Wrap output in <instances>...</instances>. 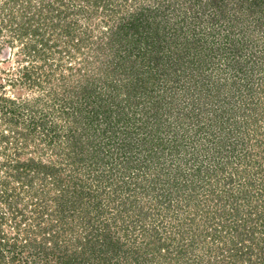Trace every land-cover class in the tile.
Returning <instances> with one entry per match:
<instances>
[{"label": "trees", "instance_id": "1", "mask_svg": "<svg viewBox=\"0 0 264 264\" xmlns=\"http://www.w3.org/2000/svg\"><path fill=\"white\" fill-rule=\"evenodd\" d=\"M3 1L9 7L2 4L0 14L9 13L8 22L21 19L15 28L20 31L22 47L19 54L22 61L28 62L30 58L32 63L29 65L32 68L30 71L29 66L24 67L26 71L22 80L31 86L39 85L45 82L41 79L45 75L47 81L55 83L58 73L60 83L57 87L61 90L58 93L50 90L46 94L49 98L36 94L17 99L0 93V264H122L119 259L126 243L121 242L120 247L110 244L111 233L101 237L97 232L93 246L84 250V254L62 247L60 237L66 228H70V225L65 226L67 218L71 215L70 211H74L80 197L79 189L74 187L70 190L66 181L69 180L75 186L78 179L75 172L82 171L88 177H94L99 190H107V194L111 196L110 203L121 208L127 204L126 201L133 202L132 197L122 196L118 187L111 191L112 181L108 175L117 172L115 181L121 187H129L130 191L134 189L131 185L134 183L133 174L128 173L133 167L139 166L138 163H133L139 160V152L134 149L149 150L151 156H155L158 153L154 149L159 145L157 142L163 141L161 127L171 128L170 122L169 125L163 121H159L154 127L150 125L162 118L164 113L160 102L165 99L161 95L166 93L165 105L173 98L169 85L172 70L165 64L169 60L164 58V55L171 53L166 51L167 48H170L173 39L178 42L177 49L180 51L176 57L182 62L176 64L183 71L190 67L187 62L189 50L196 43V52L191 58L194 63L199 64L203 60L196 59L198 54L207 49L201 43L202 35H205V31L212 32V26L218 21L227 19L229 27H236V31L225 34L222 49L225 48L227 53H222L219 57H224L233 65H246L247 57L259 46L257 42H260V38L264 37V0H197L193 6L196 8L201 4L200 7L207 8L205 12L209 11L212 25L199 28L200 33L196 31L197 27H193L194 35H190L192 32L188 26L178 33H183L185 39L176 37L175 34H166L164 31H170L168 20L154 22L153 19L158 15L154 14V9L148 8L144 12L133 8L136 12H130L128 20L119 19L117 25L106 27L104 32L108 34L106 37L109 40L103 42V45L112 48L117 46V56L126 58L125 61L132 57L138 58V68L143 76L121 83L107 77L102 84L95 82L93 78L88 79L91 74L87 69L84 70L93 60L98 61L97 57L92 56L100 46V42L96 44L94 29L82 19L74 18L72 21L70 15L77 7H83L92 11L104 10L115 16L121 11V4H115V0ZM231 9L236 14L230 13ZM62 12L66 14L63 16ZM81 25L84 26L83 29ZM5 26L6 21L1 20L0 30ZM185 27L180 25L173 29L177 33ZM158 31L164 34L158 35ZM165 51L167 53H163ZM160 52L162 53L159 54ZM84 53L87 56L85 59L79 56ZM66 56L68 60L64 64ZM202 57L208 59L205 55ZM261 64L263 66L260 67L264 69V61ZM34 67L36 73L44 67L48 72L42 71L34 77ZM178 74L182 76L181 73ZM86 80H89L87 84ZM255 82L257 86L254 85ZM122 89L124 90L121 92ZM246 90L251 97L257 96L258 92L259 95L264 94V83L256 76L254 80L247 81ZM223 93L230 94L229 91ZM168 97L171 99L168 100ZM140 98L146 103L144 106L136 104L140 107L139 116L135 118L136 127L132 128L133 125L129 126L132 118L130 107L134 100L139 101ZM48 99L51 101L48 102ZM257 102L249 105H254L253 113L246 114L245 120L241 122L238 118L235 120L234 111L227 112L236 125L232 130L230 127L227 131L222 125V130L228 136L235 134L232 138L233 154L238 161L228 162L231 165L229 170L222 168L226 170L223 173L226 185L218 181V193L215 196L218 201L228 203L223 212L231 221L223 226L221 234L224 231V235L217 240L220 243L215 248L221 251L213 257L212 254L206 255L205 259L202 257L201 264H264V131H261L260 122V118L264 116V104ZM158 106L160 109L152 110ZM235 128L237 133L233 131ZM229 157L232 159L231 154ZM238 164L246 166L245 169ZM241 171L248 177L241 179ZM150 179L141 178V184L146 182L145 186L154 187L160 178L152 176ZM88 189V185H83L81 193L90 194ZM87 203H82L81 208H85ZM30 206L31 213L28 209ZM214 228L217 230V227ZM108 230L111 231V227ZM213 237L215 239V235ZM196 239L194 237L193 242L198 241ZM179 246L181 252L188 247L183 243ZM88 250L86 254L85 251ZM133 260L136 263L138 261L136 257Z\"/></svg>", "mask_w": 264, "mask_h": 264}, {"label": "rangeland", "instance_id": "2", "mask_svg": "<svg viewBox=\"0 0 264 264\" xmlns=\"http://www.w3.org/2000/svg\"><path fill=\"white\" fill-rule=\"evenodd\" d=\"M124 1H114L115 4L122 5L120 7L121 11L115 16L104 10L95 11L93 9L92 11L83 7H77L70 15L72 21L77 18L82 19L86 24L89 23L91 28L94 29V34H96V44L100 42L99 50L92 55L97 57L98 61L94 62L93 60L87 66L88 68H84L92 76L88 79L93 78L95 82L100 84L104 83L107 77L121 83L129 79L137 80L142 75L138 68L140 64L138 58L132 57V59L125 61L126 58L120 57L121 55L117 56L115 50L117 46L112 48L109 45H103V42L109 40L106 37L108 34L104 32L107 29L106 27L117 25L119 19L128 20L130 12L135 11L134 9L144 12L148 8L154 9L156 11L154 14L158 13L157 17L155 16V19H153L154 22L163 19L168 20L170 31L164 32L168 35L175 34L174 36H179L182 39H185V35L183 33L178 35V33L184 31L188 26H190L192 32L190 35H194L193 27H197L196 31L199 32V28L202 29V27L206 28L212 25V21L208 16L209 11L205 12L207 8L200 7L201 4H198L196 8L193 6L197 0ZM2 4L4 5V1L0 0V8ZM4 6L9 7V5ZM128 8L134 9L126 10ZM147 13H150V11ZM230 13L235 12L231 9ZM7 14L6 12L0 14V22L5 20L7 24L3 30H0V93L3 92L17 99L36 94H42L44 97L49 98L50 96H46V94L50 90L58 93L57 91L61 90L57 87L60 83L58 73L55 83L47 81L48 78L45 75L41 76V79L45 82L39 85L31 86L28 82L22 80L26 71L24 67H28L32 63L30 58L28 62L22 61L19 54L22 47L19 38L20 31H16L15 28L19 25L21 19L8 22L10 14ZM65 14V12H62L63 16ZM226 20L218 21L212 26L214 29L212 32L205 31V35H202L203 40L201 43L207 49L201 51L196 59L203 60V62L198 64L192 61L191 57H194L196 52V43L192 44V47L190 46V50L187 44L189 69L184 68L182 71L177 68L176 62L181 63L182 61L176 57L180 51L179 48L177 49L178 42L176 40L173 39L172 45L167 48V52H174L173 54L164 55V58L169 60L165 64L172 70L169 85L171 93L173 92V98L171 102L169 101L165 105L166 93L161 95L165 99L160 102V104H163L164 113L162 118H159L156 123L151 122L150 125L154 127L159 124V121L160 123L163 121L166 125H169L170 122L172 124L171 128L161 127L163 141L159 140L157 142L159 145H156L154 149H157L158 153L155 156H151L149 150L134 149L139 152V160L133 161V163L143 166L139 167L137 165L128 171V173L133 174L134 183L131 185L134 189L130 191L127 186L121 187L115 181L116 176H118L117 172L108 175L111 176L110 181H112V184H110V187H113L111 191L118 187L119 192L122 193L121 195L132 197L133 202L126 201L127 204H124L121 208L117 204L110 203L111 196L107 194V190L105 191L104 188L99 190L94 177H88L85 172H75V177H78L75 186L66 179V186L69 185L70 190L74 187L79 189L80 197L76 201L74 211H70L71 215L67 218L65 226L70 225V228H66L60 237L64 249L77 250L79 254H84V250L93 246V241L96 240V233L98 232L101 237L111 233L110 244L114 243L120 247L121 242L126 243L119 259L122 264H166V261L174 264H201L202 257L205 259L206 255L210 254L213 257L221 251L215 246L217 247V244L220 243L217 240L222 239V235H224V231L221 234L223 226L228 225L231 219L225 216L223 212V208L228 203L218 201L215 195L218 193L219 182L226 185L223 175L226 170L222 168L225 167L229 170L231 165L227 163L238 161L233 154L234 143L232 138L235 134L232 135L231 133L228 136V133L224 129L222 130V125L226 127L227 131L230 127L232 130L236 126L232 121L233 118L227 112L234 111L235 120L238 118L241 122L245 120L246 114L251 115L253 113L252 108L254 105L249 106L251 103L258 101L257 103L264 104V99H262L264 94L259 95L258 92L256 93L257 96L251 97L249 91L246 90L247 81L249 79L254 80L256 76L260 77L264 83V69L261 68L263 66L261 61H264V37L260 38V42H257L259 46H256L254 52L247 57L248 63L246 65L230 64L224 57H219L222 53H227L225 48L222 49V40L225 38V34L236 31V27H229ZM180 25L186 27L179 29L177 33L174 32L175 27ZM80 27L81 29L84 28L82 25ZM164 32L158 31V35L164 34ZM197 45H200V43ZM211 47L213 51L210 50ZM166 51L163 53H167ZM202 55L207 56L208 59L203 58ZM79 56L83 59L87 57L85 53ZM145 58L148 60V55ZM67 60L68 57L66 56L64 64ZM72 63H75L74 60ZM134 66L136 68H133ZM31 69L29 66L28 70ZM45 70L44 67L42 71ZM42 71L38 70V73H36L34 67L32 75L37 77ZM47 72L48 70H46ZM253 72H255L254 75ZM178 73H181L182 76H179ZM12 79L16 83H12ZM88 81L86 80V84ZM254 85L257 86L256 82ZM224 91L226 93L229 91L230 94L225 95ZM169 99L171 97H168ZM217 100L218 102H216ZM50 101L51 99H48V102ZM145 103L142 98L139 101L134 100L132 102L130 127L135 126V118L139 116L138 110L140 107H137L136 104L144 106ZM223 107L233 109L228 108L224 112ZM246 108H249V110H246ZM158 109H160L159 106L152 110L157 111ZM154 120H156V116ZM260 120L261 131H264V116ZM150 125L148 128H150ZM212 130L214 132H211ZM236 130L237 128L233 131L237 133ZM154 132H156L155 129ZM229 154L232 155V159H230ZM242 162L245 163V161ZM238 165L243 170L246 167L242 164ZM68 168L72 169L71 166H68ZM115 170H117V167ZM242 171L239 173L241 179L248 177L246 174H242ZM234 173L238 174L236 171ZM152 176L160 178L154 187L151 185H149L150 187L145 186L147 185L146 182V184H141V178L151 180ZM87 182L93 183V186L87 184ZM83 185L89 186L90 194L88 192L81 193ZM114 194L115 192H113V196ZM24 203L26 204L27 201L23 202L22 206L25 205ZM82 203H87L85 208H81ZM28 209L31 213L32 206ZM109 227H111L112 232L108 230ZM214 227H217V230ZM213 235H215V239ZM194 237L198 241L193 242ZM159 242H161V245ZM181 243L188 245L183 252L179 248ZM85 252L87 254L89 250ZM195 254L198 257H195ZM134 257L137 258V263L133 260Z\"/></svg>", "mask_w": 264, "mask_h": 264}]
</instances>
